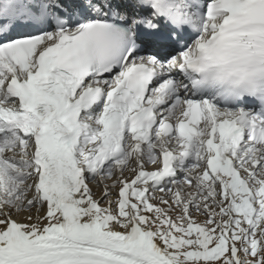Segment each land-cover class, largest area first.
Returning <instances> with one entry per match:
<instances>
[{
	"label": "snow or ice",
	"instance_id": "obj_1",
	"mask_svg": "<svg viewBox=\"0 0 264 264\" xmlns=\"http://www.w3.org/2000/svg\"><path fill=\"white\" fill-rule=\"evenodd\" d=\"M0 264H264V0H0Z\"/></svg>",
	"mask_w": 264,
	"mask_h": 264
},
{
	"label": "rangeland",
	"instance_id": "obj_2",
	"mask_svg": "<svg viewBox=\"0 0 264 264\" xmlns=\"http://www.w3.org/2000/svg\"><path fill=\"white\" fill-rule=\"evenodd\" d=\"M94 191H95V189H94Z\"/></svg>",
	"mask_w": 264,
	"mask_h": 264
}]
</instances>
